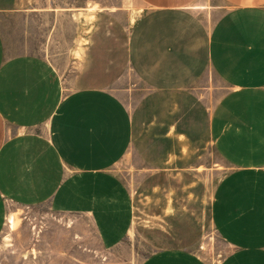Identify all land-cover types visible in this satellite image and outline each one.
I'll return each mask as SVG.
<instances>
[{
  "label": "crops",
  "instance_id": "0c3cea01",
  "mask_svg": "<svg viewBox=\"0 0 264 264\" xmlns=\"http://www.w3.org/2000/svg\"><path fill=\"white\" fill-rule=\"evenodd\" d=\"M6 1L0 12L22 11ZM210 1L141 0L124 46L148 91L134 107L103 82L67 90L50 60L11 54L0 31V233L8 205L43 204L88 219L112 249L134 218L121 163L144 178L177 172L207 140L228 167L210 205L228 248L218 264H264V0ZM86 26L75 40L96 52L99 30ZM214 78L226 89L208 109ZM141 264L208 263L163 246Z\"/></svg>",
  "mask_w": 264,
  "mask_h": 264
},
{
  "label": "rangeland",
  "instance_id": "374dc122",
  "mask_svg": "<svg viewBox=\"0 0 264 264\" xmlns=\"http://www.w3.org/2000/svg\"><path fill=\"white\" fill-rule=\"evenodd\" d=\"M17 5L22 11L0 12V31L11 54L46 57L67 90L103 82L130 107L148 94L129 68L124 47L133 23L146 8L141 0H17ZM44 8L49 11H33ZM81 20L88 30H99L102 44L96 52L94 46L75 40ZM93 68L102 77L80 75ZM211 87L205 97L208 109L226 89L216 78ZM11 133L8 128V136ZM186 160L177 172L146 178L129 172L130 161L121 163L118 175L132 196L134 218L128 235L109 250L102 248L86 218L62 215L43 204L8 205L0 233V264H141L163 246L192 251L208 264H218L228 248L212 225L210 205L228 167L207 140ZM154 183L161 187L151 188ZM150 230L158 236H151Z\"/></svg>",
  "mask_w": 264,
  "mask_h": 264
},
{
  "label": "bare ground",
  "instance_id": "6f19581e",
  "mask_svg": "<svg viewBox=\"0 0 264 264\" xmlns=\"http://www.w3.org/2000/svg\"><path fill=\"white\" fill-rule=\"evenodd\" d=\"M11 220H12V217H11Z\"/></svg>",
  "mask_w": 264,
  "mask_h": 264
}]
</instances>
